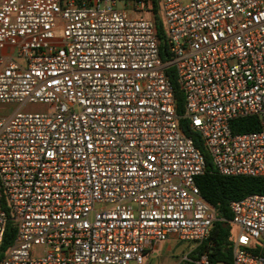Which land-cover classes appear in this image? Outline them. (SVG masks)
<instances>
[{
	"label": "built area",
	"instance_id": "1",
	"mask_svg": "<svg viewBox=\"0 0 264 264\" xmlns=\"http://www.w3.org/2000/svg\"><path fill=\"white\" fill-rule=\"evenodd\" d=\"M0 0V264H144L208 240L206 158L264 179V0ZM183 96L178 116L171 82ZM31 104L44 113L24 112ZM259 128L233 133L237 119ZM200 135L203 151L179 120ZM230 263L264 264V193L230 202ZM191 264H213L202 252Z\"/></svg>",
	"mask_w": 264,
	"mask_h": 264
},
{
	"label": "trees",
	"instance_id": "2",
	"mask_svg": "<svg viewBox=\"0 0 264 264\" xmlns=\"http://www.w3.org/2000/svg\"><path fill=\"white\" fill-rule=\"evenodd\" d=\"M159 0H151L153 10V20L157 37L159 39V56L162 60L168 58L165 44V32L161 17L158 13ZM176 100V112L178 116L183 113V96L178 89L177 80L174 70L169 69L166 72ZM179 126L184 135L192 137L196 148L204 152L200 135L189 129L187 120L180 119ZM259 128L256 118L237 119L231 123L233 133H244L254 131ZM205 153V152H204ZM206 158V168L203 175L196 179V185L199 189L201 197L207 201L215 210L216 221L212 225V229L207 241L198 246V248L189 254V261H183L180 264H191V260L195 259L202 252H207L210 262L230 263L232 253V232L233 226L230 223L231 212L229 204L232 201L242 199L251 194L264 193V179L250 177H226L215 173L211 168L209 158ZM1 207L6 211L9 217V210L6 206L4 197H1ZM15 235V227L12 222L8 221L5 227L4 236L0 245V259L4 252L12 243Z\"/></svg>",
	"mask_w": 264,
	"mask_h": 264
},
{
	"label": "rangeland",
	"instance_id": "3",
	"mask_svg": "<svg viewBox=\"0 0 264 264\" xmlns=\"http://www.w3.org/2000/svg\"><path fill=\"white\" fill-rule=\"evenodd\" d=\"M115 5L116 8L125 10L131 16H148L147 13L141 14L138 12H133L130 3L125 0H117ZM158 13L160 15L159 10ZM16 108L17 106L13 104H0V117L9 116ZM23 111L30 113H44L46 111V106L42 104H31L25 106ZM190 249L191 245L188 243L169 239L159 243L149 254V256L144 259V264H179L181 261L185 260L187 252H189Z\"/></svg>",
	"mask_w": 264,
	"mask_h": 264
},
{
	"label": "crops",
	"instance_id": "4",
	"mask_svg": "<svg viewBox=\"0 0 264 264\" xmlns=\"http://www.w3.org/2000/svg\"><path fill=\"white\" fill-rule=\"evenodd\" d=\"M169 239L177 240V239H175V238H173V237H171V238H169ZM169 239H168V240H169ZM177 241H178V240H177ZM188 244L191 245V249L189 250V252H187V255H186V258H185L184 261H189V259H188L189 254H191V252L195 251V250L198 248V247H196L195 244H193V243H188ZM152 251H153V250H152ZM152 251H151V252H152ZM151 252H150V253H151ZM150 253H149V254H150ZM149 254H147L145 258H147V257L149 256ZM182 262H183V261H181L180 263H182ZM180 263H179V264H180Z\"/></svg>",
	"mask_w": 264,
	"mask_h": 264
}]
</instances>
